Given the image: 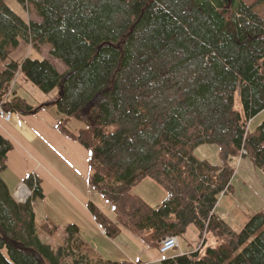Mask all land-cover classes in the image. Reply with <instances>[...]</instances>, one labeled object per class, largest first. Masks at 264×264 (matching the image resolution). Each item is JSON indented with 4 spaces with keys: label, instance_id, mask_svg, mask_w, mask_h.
<instances>
[{
    "label": "trees",
    "instance_id": "16d2710c",
    "mask_svg": "<svg viewBox=\"0 0 264 264\" xmlns=\"http://www.w3.org/2000/svg\"><path fill=\"white\" fill-rule=\"evenodd\" d=\"M18 1L40 19H24L0 0V105L19 114L56 107V129L89 150L88 182L116 214L112 220L88 203L103 232L114 238L122 226L156 245L193 224L199 247L162 264H264V212L239 230L214 213L231 186L232 158L247 155L264 172V119L248 128L264 109V0ZM21 42L36 50L49 44V56L64 68L49 57L11 59ZM19 73L44 94L56 89L55 100L33 106L17 95ZM70 118L82 122L77 132ZM204 143L217 145L219 164L193 155ZM10 149L0 135V226L46 264H69L77 226L65 227L62 244L40 239L32 208L40 183L26 176L30 195L15 199L1 177ZM145 178L167 193L157 207L132 193ZM40 228L51 234L57 226ZM0 264L39 262L0 235Z\"/></svg>",
    "mask_w": 264,
    "mask_h": 264
},
{
    "label": "crops",
    "instance_id": "0c3cea01",
    "mask_svg": "<svg viewBox=\"0 0 264 264\" xmlns=\"http://www.w3.org/2000/svg\"><path fill=\"white\" fill-rule=\"evenodd\" d=\"M49 47V44H45L40 50H36L30 43L24 42L13 51L10 57L13 60H21L25 57L48 58L45 54L49 55ZM13 91L24 98L28 94L31 100L26 99L33 106L50 104L57 96L56 89L49 94H44L20 73L15 79ZM58 118L59 114L52 104L33 114L14 113L9 120L0 115V135L11 144V149L6 156V168L2 171L1 177L11 194H14L20 183H24L26 176L32 174L38 179L42 197L33 201L32 208L41 240L53 245L62 244L65 227L68 224L76 225L79 233L73 240V248H77L82 255L87 256V261H90L88 264H100V261L162 264L166 258L190 253L196 249L199 236L193 224H189L186 228V231H190L191 234L190 242L182 244L177 237V246L165 253H160L157 249L161 239L156 245L149 247L143 244L144 241L138 235L122 226L116 237H108L95 221L88 203L92 201L112 220L116 219V214L111 206L114 215L110 214L108 206L99 198L101 195L94 191L88 182L89 150L56 129ZM82 125L77 124L70 130L77 132ZM141 183H146L145 192L147 193L142 192V187H139ZM132 193L161 194L158 199L160 203L167 194L164 188L151 178H145L139 182L132 188ZM139 196L152 207L160 205V203H150L142 195ZM43 223L55 225L57 229L49 234L40 228ZM58 230L63 232L59 241L54 235ZM121 235L132 246L133 244L140 246L142 255L124 251L121 247L122 240L117 239ZM110 247H115L118 252L113 253ZM72 258L74 256L69 259L71 263Z\"/></svg>",
    "mask_w": 264,
    "mask_h": 264
},
{
    "label": "rangeland",
    "instance_id": "374dc122",
    "mask_svg": "<svg viewBox=\"0 0 264 264\" xmlns=\"http://www.w3.org/2000/svg\"><path fill=\"white\" fill-rule=\"evenodd\" d=\"M4 1L12 10H14L24 19H27V17H30L35 20L40 19L39 16L36 15L31 5L28 7L20 3L18 0H4ZM244 1L251 2L253 0H244ZM28 9H29V13H28ZM45 55L46 57H49L59 69L64 68V65L62 64L61 61L55 58H51L49 55H47V53ZM3 66H4V62L0 63V69ZM25 97L31 100L28 94H26ZM100 98L101 96L99 94L96 95V97L94 98V102L98 101ZM234 108L238 111H240L241 109L238 93H236L234 96ZM263 119H264V109H262L256 116H254L248 122V128L251 130L254 129ZM69 121H70L69 122L70 128H75L77 124L82 125V122L74 118H70ZM192 153L198 159H205L213 164L220 163L218 157V147L216 144L213 143L200 144L192 150ZM231 164L234 168V172L230 181V185H231L230 189L226 193L224 194L221 193L219 195L216 205L214 207V213L217 216L221 217L223 220H225L232 227V229L239 230L252 214L258 211L264 212V172L262 169L255 166L252 159L247 155L232 158ZM145 186L146 183H141L139 185V187H142L143 193H147L145 192ZM139 195L145 197V199H147L150 203L153 204L160 203L158 199L161 197V194H139ZM99 198L102 203L104 202L108 206L109 210L111 211L110 214L114 215V212L111 210L108 201L101 196H99ZM190 230L192 232V229ZM61 232H62L61 230H58L57 233L54 234L55 239H57V241L60 240ZM64 236L62 243H64ZM178 238L182 242V244L190 242V238H191L190 231H186L185 234H183L182 236H178ZM117 239L118 241L122 240L121 247L124 251L131 252L132 254L137 253L139 256L142 255V248L140 246L134 244L132 246L130 243H128L125 240L124 237H122V235L119 236ZM198 241H199V237H198ZM200 241L197 243L196 248L199 247ZM144 242H143L144 245L146 244L149 247L151 246V243H148L147 241ZM210 243H211V238L208 237L206 245H209ZM73 247L74 245L72 243V248ZM110 248L113 249V253L118 252V249H116L115 247H110ZM72 252L74 253V256H76V258H78V256L82 258V259L78 258L79 261L81 260L80 261L81 264H88L90 262L89 260L87 261V256L85 254L82 255V253H80V251H78L77 248H73ZM68 263L72 264L70 261H68Z\"/></svg>",
    "mask_w": 264,
    "mask_h": 264
},
{
    "label": "built area",
    "instance_id": "2783aa9c",
    "mask_svg": "<svg viewBox=\"0 0 264 264\" xmlns=\"http://www.w3.org/2000/svg\"><path fill=\"white\" fill-rule=\"evenodd\" d=\"M0 115L4 117V119L9 120L12 118L13 112H6L2 106L0 105ZM30 195V190L24 183H20L15 191L14 197L18 202H24ZM177 238L175 236H167L161 239L158 251L160 253H165L175 246H177Z\"/></svg>",
    "mask_w": 264,
    "mask_h": 264
},
{
    "label": "water",
    "instance_id": "95a60500",
    "mask_svg": "<svg viewBox=\"0 0 264 264\" xmlns=\"http://www.w3.org/2000/svg\"><path fill=\"white\" fill-rule=\"evenodd\" d=\"M0 235L3 237V239L13 245L14 247L26 251L28 253H30L32 256H34L36 258V260L39 262V264H46V262L44 261L43 257L33 248L24 245L23 243L14 240L13 238L9 237L4 230L2 229V227L0 226Z\"/></svg>",
    "mask_w": 264,
    "mask_h": 264
}]
</instances>
